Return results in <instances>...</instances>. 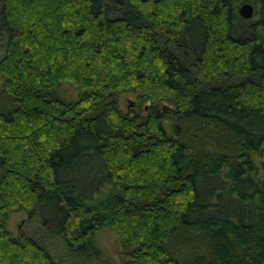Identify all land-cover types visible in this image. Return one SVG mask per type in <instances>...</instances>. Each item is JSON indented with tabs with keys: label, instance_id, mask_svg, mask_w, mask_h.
Wrapping results in <instances>:
<instances>
[{
	"label": "trees",
	"instance_id": "obj_1",
	"mask_svg": "<svg viewBox=\"0 0 264 264\" xmlns=\"http://www.w3.org/2000/svg\"><path fill=\"white\" fill-rule=\"evenodd\" d=\"M239 1L0 0V264H64L15 211L68 264H110L103 230L119 264H264V0Z\"/></svg>",
	"mask_w": 264,
	"mask_h": 264
},
{
	"label": "rangeland",
	"instance_id": "obj_2",
	"mask_svg": "<svg viewBox=\"0 0 264 264\" xmlns=\"http://www.w3.org/2000/svg\"><path fill=\"white\" fill-rule=\"evenodd\" d=\"M243 2H250L249 0H240L237 3L238 6ZM253 7L252 16L254 17L255 11ZM57 92L63 96H69L72 94L73 89L66 84L61 85ZM128 95V96H126ZM121 94L118 97V105L125 109L127 105H131L128 99L132 98V95ZM259 161H264V158H256V163L258 166L259 173L262 172V168L259 165ZM7 228L12 234H17V232H23L27 235L32 236L35 240L39 241L45 248L46 251L55 258L56 261L68 264V259L66 256L65 248L62 243L54 238H49L47 232L40 226V224L35 220L30 221L25 220V214L23 211H15L11 213L7 220ZM97 239L102 251L106 254L109 259L110 264H119L118 251H117V236L109 230H103L97 234Z\"/></svg>",
	"mask_w": 264,
	"mask_h": 264
},
{
	"label": "water",
	"instance_id": "obj_3",
	"mask_svg": "<svg viewBox=\"0 0 264 264\" xmlns=\"http://www.w3.org/2000/svg\"><path fill=\"white\" fill-rule=\"evenodd\" d=\"M237 12L242 17L249 18V17L252 16L253 7H252L251 3H249V2H243V3H241L238 6ZM259 165L261 166L262 170L264 171V161H259Z\"/></svg>",
	"mask_w": 264,
	"mask_h": 264
}]
</instances>
